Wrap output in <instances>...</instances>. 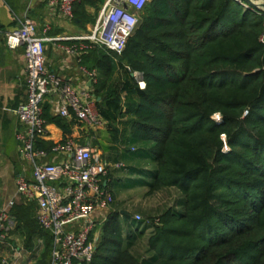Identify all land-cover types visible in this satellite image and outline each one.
<instances>
[{"label": "trees", "instance_id": "trees-1", "mask_svg": "<svg viewBox=\"0 0 264 264\" xmlns=\"http://www.w3.org/2000/svg\"><path fill=\"white\" fill-rule=\"evenodd\" d=\"M101 2H76L73 21H93L88 7ZM263 28L264 11L238 0H147L121 54L97 43L81 51L104 119L93 143L123 163L107 189L178 194L139 219L114 208L80 264H264ZM43 117L70 135L65 117L48 107ZM11 211L24 248L42 239L28 264H49V232L26 206Z\"/></svg>", "mask_w": 264, "mask_h": 264}, {"label": "built area", "instance_id": "built-area-1", "mask_svg": "<svg viewBox=\"0 0 264 264\" xmlns=\"http://www.w3.org/2000/svg\"><path fill=\"white\" fill-rule=\"evenodd\" d=\"M42 1L61 15L72 18L73 6L79 0ZM146 1L106 0L93 28L77 36L80 41L68 50L78 61L81 51L90 43L121 54ZM238 1L245 7L250 6L244 0ZM48 28L44 26L39 30L28 16L18 19V24L8 30L0 27L7 47L22 46L24 55L25 96L15 108L20 124L14 137L17 152L29 165V171L17 175L16 192L36 203V221L52 239L49 264H80L92 258L97 221L102 223L106 218L102 209L114 200L107 189L106 175L110 167H120L123 163L109 161L93 143L94 130L104 124V119L97 112L92 89H77L47 67L46 41L69 38L50 36ZM259 39L264 41V28ZM80 70L91 83L95 81V69L81 65ZM133 73L137 78L141 75L138 71ZM49 95L55 96L57 114L82 122L86 128L83 139L68 135L52 142L49 148L39 145V140H45L47 134L43 103ZM13 204V196L0 201V252L7 234L17 224L11 211ZM135 217L139 219L140 215ZM9 259L12 257H1L0 262L6 264Z\"/></svg>", "mask_w": 264, "mask_h": 264}, {"label": "crops", "instance_id": "crops-1", "mask_svg": "<svg viewBox=\"0 0 264 264\" xmlns=\"http://www.w3.org/2000/svg\"><path fill=\"white\" fill-rule=\"evenodd\" d=\"M24 16L32 18L39 30L44 26H48L47 34L50 36H69V38L46 41V65L75 88H91L87 75L80 70L82 64L77 60V56L68 50L69 46L80 41L77 36L82 34L78 33L79 28L77 27L81 24L79 25L77 21H73V17L69 18L61 15L42 0H0V27L2 30H8L16 26L18 19H22ZM70 21L74 23H70ZM87 24L88 22L83 23L86 30L89 29ZM24 96L23 47H7L3 34H0V201L2 202L8 197L13 196L17 210L22 212L23 207L26 206L28 209H31L30 216L34 218L36 203L27 200L16 192L17 175L24 170L28 173L25 169L26 161L17 152V142L14 137L15 131L20 124L15 108ZM45 107H48L51 113L57 114L55 96L49 95L46 97L43 109ZM66 121L72 122L70 136L83 139L86 133L85 126L74 117H66ZM45 123L47 134L44 141L54 142L63 138L60 127L54 123ZM103 127L104 124L98 129H103ZM20 161L24 164L23 167H20ZM164 189L173 191L175 197L178 194L177 189L174 187ZM121 212H124V210L121 209ZM3 244L4 242L2 243L1 251ZM15 244L13 240L11 246H13L12 249L14 251L11 254L12 256H9L13 258L14 264H28L34 259L32 249H21L19 246H15ZM21 250L26 252L24 253ZM29 255H32V257H29ZM0 264L2 263L0 262Z\"/></svg>", "mask_w": 264, "mask_h": 264}, {"label": "rangeland", "instance_id": "rangeland-1", "mask_svg": "<svg viewBox=\"0 0 264 264\" xmlns=\"http://www.w3.org/2000/svg\"><path fill=\"white\" fill-rule=\"evenodd\" d=\"M105 1L106 0H102V2L99 5V8H97L96 10L92 7H88L90 14H92L94 16V20L88 22V24H87V26L89 27L88 30L85 29L83 24L79 23V25L80 24L81 25L79 27L76 26L77 28H79V30H78L79 34L89 33L90 29L93 28L95 20L101 14V11L103 9ZM70 23H74V22L70 21ZM77 23H78V21H77ZM108 160L112 161L109 158H108ZM23 166H24V164L21 163V161H20V167H23ZM113 168H115V167H110L109 172ZM25 169L27 170V172L29 171V165L26 162H25ZM106 177L108 178V180L111 179V176L109 174H107ZM110 185L113 186L114 184H110ZM112 194L114 197L113 202L108 204L107 207L102 209L103 214L105 216H107V214L109 212H111L114 208H117L118 210H120V212H121V209L124 211H130V212H132L133 216H135L136 214H139L143 218V217H145L144 213L154 215V214L158 213V211L160 209L165 208L168 205H170L171 203H173L174 198H175L173 191H169L168 189L165 190L164 188L162 190L155 191V192L148 194V195H143L141 189H138V188L137 189H129V190L119 189L117 193H112ZM100 223L101 222L97 221V224H96V227L94 230V234L96 236V239L98 238L99 233H100V228H101ZM32 230H35V229H32ZM13 240L16 243L15 246L17 245L21 249L24 248L22 237L16 232V227H15L11 232H9L7 234L6 240L4 241L5 246L3 244V249L0 252V258L12 256L11 254L13 253L14 250L12 249L13 246H11V242ZM141 242H143V241L141 240ZM95 244H96V241H95ZM32 250H33L32 255L34 257H36L37 255L40 254V252L42 250V239H38L36 241V246ZM21 251H23L24 253L26 252L24 250H21ZM32 255H29V257L30 256L32 257ZM7 264H14L13 258L9 259Z\"/></svg>", "mask_w": 264, "mask_h": 264}, {"label": "water", "instance_id": "water-1", "mask_svg": "<svg viewBox=\"0 0 264 264\" xmlns=\"http://www.w3.org/2000/svg\"><path fill=\"white\" fill-rule=\"evenodd\" d=\"M248 5L255 7L261 11H264V0H244ZM75 21H78L77 17H74ZM91 84V82L89 81Z\"/></svg>", "mask_w": 264, "mask_h": 264}, {"label": "clouds", "instance_id": "clouds-1", "mask_svg": "<svg viewBox=\"0 0 264 264\" xmlns=\"http://www.w3.org/2000/svg\"><path fill=\"white\" fill-rule=\"evenodd\" d=\"M215 118H216L217 120H219V119H220V117H219V114H218V113L216 114Z\"/></svg>", "mask_w": 264, "mask_h": 264}]
</instances>
